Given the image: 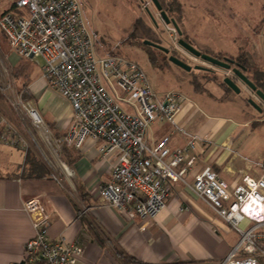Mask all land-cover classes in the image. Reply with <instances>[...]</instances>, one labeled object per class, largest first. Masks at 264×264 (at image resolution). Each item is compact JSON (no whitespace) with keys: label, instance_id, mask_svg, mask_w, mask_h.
Instances as JSON below:
<instances>
[{"label":"built area","instance_id":"built-area-1","mask_svg":"<svg viewBox=\"0 0 264 264\" xmlns=\"http://www.w3.org/2000/svg\"><path fill=\"white\" fill-rule=\"evenodd\" d=\"M11 6L0 17L10 50L32 62L40 59L41 79L72 109L66 134L54 137L30 106L22 107L39 130L52 178L74 196V185L65 187L73 181V171L62 161V150H80L88 139L97 142L101 162L110 160V178L98 186V200L127 220L139 218L146 228L166 208L173 186H187L198 146L209 143L208 137L177 124L185 96L177 91L158 95L137 63L119 54L99 55L79 0H11ZM154 124H167L171 131L150 142L146 134ZM1 132L3 143L18 144L0 113ZM174 135L186 139L183 147H170ZM251 167L257 176L244 174L230 186L206 166L187 186L238 236L219 264H264V164ZM23 211L34 236L25 244L20 264L78 263L84 246L50 238V218L38 199L25 202Z\"/></svg>","mask_w":264,"mask_h":264},{"label":"crops","instance_id":"crops-1","mask_svg":"<svg viewBox=\"0 0 264 264\" xmlns=\"http://www.w3.org/2000/svg\"><path fill=\"white\" fill-rule=\"evenodd\" d=\"M33 76L26 102L53 135L61 137L69 128L71 106L41 79V70ZM192 93L200 94L194 90ZM176 122L191 134L209 138L208 144L198 146L193 171L185 179L190 188L193 174L206 166L230 186L244 174L258 175L250 167L247 172L235 169L221 153L220 148L229 145L236 125L225 127L187 98ZM170 131L167 124H154L146 139L155 141ZM185 141L183 136L174 135L170 147H183ZM97 148L98 143L88 139L80 150L62 154L73 171L75 195L69 196L41 162L42 171L26 164L27 154L35 155L32 149L3 143L0 137V264H20L24 246L34 236L30 219L23 211V204L31 199H38L44 206L52 240L64 239L84 246L77 264H219L237 243L238 236L231 228L183 184L173 186L166 208L146 228H141L143 221L139 218L127 220L102 205L96 192L99 185L109 181L110 160L101 162Z\"/></svg>","mask_w":264,"mask_h":264},{"label":"rangeland","instance_id":"rangeland-1","mask_svg":"<svg viewBox=\"0 0 264 264\" xmlns=\"http://www.w3.org/2000/svg\"><path fill=\"white\" fill-rule=\"evenodd\" d=\"M162 1L168 10V18L175 20L182 33L180 38L194 49L218 59L241 56L250 60L258 70L264 71V0H177L182 5L179 15L170 11V0ZM79 2L89 29L97 37L99 55H122L143 69L156 94L177 91L195 103L206 116L218 118L225 127L236 125L228 141L229 145L220 148L221 153L227 156V164L244 172L248 171L252 163L264 164V104L239 81L236 83L241 92L234 94L223 84L224 78H232L230 72L195 59L180 48L177 45L179 37L173 26L164 24L150 0ZM10 5L11 0H0V15ZM146 10L153 16L157 26L151 23ZM144 40L168 49L169 55L143 46ZM170 55L191 67L200 66L211 73L197 70L185 72L168 62ZM149 57L156 58L154 63L149 61ZM20 63L31 68L33 75L42 65L40 59L32 62L19 58L0 35V113L14 129L18 144L25 150L32 149L36 160L52 176L48 153L42 144L39 130L32 126L22 108L31 105L26 102L24 86L28 82L22 76L24 70L16 67ZM15 73L18 77H15ZM193 90L201 95L195 96ZM248 99H252L262 111L257 112L252 108L247 103ZM217 101L222 104L219 105ZM45 127L50 131L46 124ZM70 183L73 185L70 180L65 187H69ZM68 195L71 196L70 193Z\"/></svg>","mask_w":264,"mask_h":264},{"label":"water","instance_id":"water-1","mask_svg":"<svg viewBox=\"0 0 264 264\" xmlns=\"http://www.w3.org/2000/svg\"><path fill=\"white\" fill-rule=\"evenodd\" d=\"M150 1L153 4L156 11L159 13V17L164 22V24L173 26L177 36L179 37V39L177 40V45L180 48H182L187 54H189L190 56H192L195 59H199L202 62H205L211 66H215L217 68H220L224 71H230L232 73L233 77L232 78H228V77L224 78L223 84L228 89H230L234 94H239L241 92V89L239 88V86L236 83V79H237L251 93H253L260 101H262L264 103V93L262 91H260L259 89H257L256 86L245 76V74L239 68H232L231 67L234 64L233 60H231L230 58H227V57H224L222 60H219L215 57L202 54L201 52L194 49L189 43H187L185 40L180 38V37H182V33L179 30L177 23L175 22L174 19L168 18L166 12L164 10H162V7L160 6L158 0H150ZM146 12H147V15H148L151 23L154 26H157L156 21L154 20L153 16L150 14V12L148 10H146ZM142 44L144 46L154 48V49L164 53L165 55H169V53H170L168 49H166V48H164L158 44L147 41V40H144L142 42ZM262 48H263V53H264V42L262 43ZM167 60H168V62H170L171 64H173L174 66L180 68L181 70H183L185 72H190L191 70H197V71L206 70L200 66L191 67L190 65L186 64L185 62H183L179 58L172 56V55L168 56ZM247 103L252 108L257 110V112L262 111L261 107L259 105H257L252 99H248Z\"/></svg>","mask_w":264,"mask_h":264},{"label":"trees","instance_id":"trees-1","mask_svg":"<svg viewBox=\"0 0 264 264\" xmlns=\"http://www.w3.org/2000/svg\"><path fill=\"white\" fill-rule=\"evenodd\" d=\"M158 2L160 4V6L162 7V10L167 12L168 10H167V8L165 6V3L162 0H158ZM169 5H170V7H172V10H170V11L179 15V13L181 12V9H182V5L180 3H178L177 0H170ZM11 7L12 6L10 5V7L8 9H6L3 13H1L0 17L5 12L10 11ZM136 30L137 29L134 30V33L136 32ZM0 35H2L4 37V35L1 33V31H0ZM148 48H151V47H148ZM151 49H154V48H151ZM156 51H158V50H156ZM158 52H160V51H158ZM160 53H162V52H160ZM162 54L165 55L164 53H162ZM165 56H167V55H165ZM222 59H219V60H222ZM230 59H232V58H230ZM155 60H156V58L149 57V61L150 62L154 63ZM232 60H235L239 65L244 67L243 71H244L245 76L256 86L257 89H259L260 91H262L264 93V71L258 70V68L255 65H252L250 60L245 59V58H243L241 56H239V57H237L235 59H232ZM26 66L27 65H23L22 63H20L16 67L17 68L20 67L19 70H21V69L24 70V72L22 70V72H23L22 76H24L27 79V82H28L24 86V90L26 91V100H27V99L30 98V96L28 95L27 87H28V85L31 82L30 77H31V74H32L33 70L31 68H28V67L26 68ZM15 77H18V75L16 73H15ZM198 90H199V88H198ZM68 150H74V149L64 148L62 150V154H65V152H67ZM26 164L30 165L32 168H35V167L37 168L38 167L40 171L44 170L42 168V165L39 164V162L36 160L35 156L32 155V154H27V156H26ZM41 176L44 177L43 175H41Z\"/></svg>","mask_w":264,"mask_h":264},{"label":"flooded vegetation","instance_id":"flooded-vegetation-1","mask_svg":"<svg viewBox=\"0 0 264 264\" xmlns=\"http://www.w3.org/2000/svg\"><path fill=\"white\" fill-rule=\"evenodd\" d=\"M232 60V59H231ZM234 61V64L231 66L232 68H239L243 73H244V67H242L241 65H239L235 60H233ZM241 67V68H240ZM198 72H203V73H205V74H207V73H211V72H209L208 70H203V71H198ZM226 72H230V71H226ZM231 73V72H230ZM232 74V73H231ZM233 77V76H232ZM235 79V78H234ZM236 81H238L237 79H236ZM250 92V91H249ZM251 93V92H250ZM253 96H255L253 93H251ZM257 98V97H256ZM258 99V98H257ZM259 100V99H258ZM260 101V100H259ZM261 103L262 104H264L262 101H261Z\"/></svg>","mask_w":264,"mask_h":264},{"label":"bare ground","instance_id":"bare-ground-1","mask_svg":"<svg viewBox=\"0 0 264 264\" xmlns=\"http://www.w3.org/2000/svg\"><path fill=\"white\" fill-rule=\"evenodd\" d=\"M32 117H33V118H35V119L37 118V116H36V115H33Z\"/></svg>","mask_w":264,"mask_h":264}]
</instances>
